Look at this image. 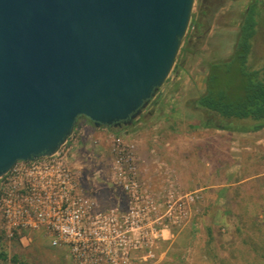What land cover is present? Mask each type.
<instances>
[{
  "label": "rangeland",
  "instance_id": "obj_1",
  "mask_svg": "<svg viewBox=\"0 0 264 264\" xmlns=\"http://www.w3.org/2000/svg\"><path fill=\"white\" fill-rule=\"evenodd\" d=\"M253 3L248 66H264V0H194L172 70L144 111L110 129L77 119L64 144L93 203L86 253L76 259L43 228L7 232L0 216V264H264V121L195 106Z\"/></svg>",
  "mask_w": 264,
  "mask_h": 264
},
{
  "label": "water",
  "instance_id": "obj_2",
  "mask_svg": "<svg viewBox=\"0 0 264 264\" xmlns=\"http://www.w3.org/2000/svg\"><path fill=\"white\" fill-rule=\"evenodd\" d=\"M194 0H0V177L79 116L129 125L163 85Z\"/></svg>",
  "mask_w": 264,
  "mask_h": 264
},
{
  "label": "built area",
  "instance_id": "obj_3",
  "mask_svg": "<svg viewBox=\"0 0 264 264\" xmlns=\"http://www.w3.org/2000/svg\"><path fill=\"white\" fill-rule=\"evenodd\" d=\"M67 152L62 144L55 154L19 161L1 176L0 216L7 232L43 228L53 234V245L69 246L78 259L91 240L87 220L93 203L77 189Z\"/></svg>",
  "mask_w": 264,
  "mask_h": 264
},
{
  "label": "trees",
  "instance_id": "obj_4",
  "mask_svg": "<svg viewBox=\"0 0 264 264\" xmlns=\"http://www.w3.org/2000/svg\"><path fill=\"white\" fill-rule=\"evenodd\" d=\"M256 17L257 8L253 3L243 15L231 56L211 64L205 90L195 100L197 108L212 112L222 120L264 121V66L258 69L248 66ZM3 256L0 253V258Z\"/></svg>",
  "mask_w": 264,
  "mask_h": 264
},
{
  "label": "flooded vegetation",
  "instance_id": "obj_5",
  "mask_svg": "<svg viewBox=\"0 0 264 264\" xmlns=\"http://www.w3.org/2000/svg\"><path fill=\"white\" fill-rule=\"evenodd\" d=\"M122 126H124V125H122ZM122 126H120V127H122ZM114 128H116V127H114Z\"/></svg>",
  "mask_w": 264,
  "mask_h": 264
},
{
  "label": "crops",
  "instance_id": "obj_6",
  "mask_svg": "<svg viewBox=\"0 0 264 264\" xmlns=\"http://www.w3.org/2000/svg\"><path fill=\"white\" fill-rule=\"evenodd\" d=\"M144 111V110H143Z\"/></svg>",
  "mask_w": 264,
  "mask_h": 264
}]
</instances>
